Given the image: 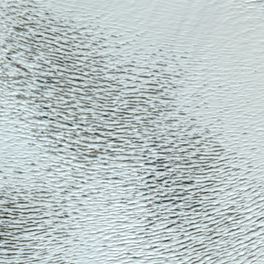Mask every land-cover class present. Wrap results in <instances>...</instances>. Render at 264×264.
I'll return each mask as SVG.
<instances>
[{"label":"snow or ice","instance_id":"1","mask_svg":"<svg viewBox=\"0 0 264 264\" xmlns=\"http://www.w3.org/2000/svg\"><path fill=\"white\" fill-rule=\"evenodd\" d=\"M0 264H264V0H0Z\"/></svg>","mask_w":264,"mask_h":264}]
</instances>
